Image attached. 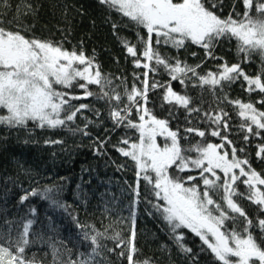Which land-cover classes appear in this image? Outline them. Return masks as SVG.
I'll return each instance as SVG.
<instances>
[{
    "label": "snow or ice",
    "instance_id": "snow-or-ice-1",
    "mask_svg": "<svg viewBox=\"0 0 264 264\" xmlns=\"http://www.w3.org/2000/svg\"><path fill=\"white\" fill-rule=\"evenodd\" d=\"M237 2L242 12L236 11ZM99 3L146 32V36L137 35L139 49L128 40H122L134 67L144 69L142 80L134 74L140 86L134 84L130 90L125 88L122 96L116 90L118 86L102 74L94 57L86 56L83 50H69L62 42L28 38L19 30L0 26V125L25 129L31 122L40 129L61 128L89 108L85 103L75 106L72 101L88 97L104 100L110 105L109 118L113 127H123L137 134L135 138L122 137L118 145H113L121 156L133 162L136 179L132 187L130 236L127 240L121 239L119 233L106 237L116 241L115 248L109 251L120 249L118 255L125 258L127 264H152L149 259L142 262L134 259L138 252L134 209L140 203V184L144 181L153 198L145 202L166 222L172 239L183 253L193 252L183 243L182 230L187 229L199 238L200 250L208 252L216 264H264V244L254 235V230H259L264 240V218L257 216L254 222L237 202V199L247 200L264 213V174L252 167L246 154H237L245 153V148H237L229 139L228 112L223 108L202 111L193 105L192 97L172 87L173 81L185 89L192 83L193 87L206 86L215 93L241 81L247 93L260 94L261 99L256 103L264 108V66L254 76L241 67L242 63L251 61L253 54L264 61V0H234L227 16L218 14L223 12L224 0H99ZM112 27L115 32L117 25ZM221 40H235L237 54L242 59L229 64L215 56V48ZM187 44L202 48L205 59L223 62L215 71L201 75L197 71L200 64L189 65L179 58L169 60L159 51L165 45L179 50ZM159 71L166 73L169 80L162 83L152 79L149 83V73L155 75ZM89 86H96L99 91L93 92ZM74 87L81 89L83 94H72L70 90ZM157 88L164 89L162 99L165 103L183 108L189 116L199 114L209 125L207 131L187 127L183 129L185 135L181 136L179 126L173 130L169 120L155 116L147 105L149 91ZM125 100L127 102L120 106ZM218 100L234 106L241 118L239 130L244 133L245 144L251 137L264 139L261 136L264 110L251 101L230 100L227 93ZM133 111L137 113L135 120L132 119ZM96 115L100 113L96 111ZM84 120V129L78 130L88 135L85 129L94 122L87 116ZM189 135L198 136L201 141L183 147L181 140ZM209 136L218 137L220 143L204 142ZM158 138L162 139L158 141ZM107 142V138L99 141L101 148ZM256 148L257 159L264 161V144ZM100 150L98 148L97 152ZM193 152L195 157L189 155ZM118 167L123 169V165ZM193 171L196 175H181ZM239 185L244 186L243 192ZM52 191L46 188L41 193L33 189L23 195L20 202L35 196L48 199ZM52 204L65 207L56 200H52ZM33 223V219L22 222L15 239L10 234L0 233V264H30L25 258V249L30 243ZM229 223L232 227H228ZM78 227L82 230V239L90 242L91 252L85 258L69 260L68 264H94L102 248L100 238L105 237V233L94 226L78 224ZM89 227L91 233L85 230Z\"/></svg>",
    "mask_w": 264,
    "mask_h": 264
},
{
    "label": "trees",
    "instance_id": "trees-1",
    "mask_svg": "<svg viewBox=\"0 0 264 264\" xmlns=\"http://www.w3.org/2000/svg\"><path fill=\"white\" fill-rule=\"evenodd\" d=\"M233 2L234 0H224L223 12L218 14L227 16L232 10ZM236 11H243L239 2ZM113 24L117 25L115 32ZM0 26L13 31L19 30L28 38L62 42L63 47L69 50H83L86 56L94 57L102 74L111 79L113 85L118 86L116 90L122 96L125 88L130 90L134 84L140 86L136 75L140 76V80L143 79L144 69L134 67L122 40H128L139 49L137 35L146 36L145 30L137 28L114 10L100 4L99 0H0ZM159 51L169 60L179 58L189 65L200 64L197 71L201 75L209 70L215 71L216 66L223 62L219 59H205L204 50L191 44L179 50L165 45ZM193 53L196 55L193 56ZM214 55L222 57L229 64L242 59L237 54L235 40H221ZM262 66L264 61L258 54H253L249 63L241 64L243 70L252 76ZM152 79L164 83L169 77L159 71L155 75L149 73V83ZM172 87L178 93L192 97L193 105L199 106L202 111L223 108L228 112L231 129L229 139L237 148H245V153L237 154H246L252 167L264 174V161L256 157V145L264 144V139L251 137L245 144L242 140L244 133L239 130L241 118L234 106L218 100V97L227 93L230 100L251 101L257 108L264 110L256 103L261 99L260 94L247 93L241 87V81L225 87L223 92L217 90L215 93L206 86L193 87L192 83L185 89L173 81ZM89 90L99 91L96 86H89ZM70 91L74 95L83 94L81 89L75 87ZM163 94L162 88L148 93L147 107L155 116L169 120V126L173 130L179 126L181 136L185 135L183 129L187 127L207 131L209 125L199 114L189 116L183 108L165 103ZM126 102L122 101L120 106ZM71 103L75 106L85 103L89 108L82 115L77 114L75 121L61 128L40 129L31 122L25 129H9L0 125V233L10 234L15 239L22 222L33 219L29 233L30 243L25 249L26 260L30 264H68L69 260L85 258L91 252L90 242L82 239V230L78 224L94 226L96 230L105 233V237L100 238L102 248L95 257L94 264H127L126 259L118 255L120 249L109 251L115 248L116 241L106 237L119 233L121 239L127 240L130 236L135 166L130 159L121 156L113 145H118L122 137L135 138L137 134L123 127H113L109 118L110 105L104 100L88 97ZM96 111L100 113L99 116ZM84 116L94 122L85 129L88 135L78 130L84 129ZM136 118L137 113L133 111L132 119ZM261 136L264 137V131ZM106 138L108 142L101 148L99 141ZM198 141H201L200 137L189 135L187 139L181 140V145L189 147ZM209 141L220 143L218 137H206L204 142ZM98 148L101 149L99 152ZM189 155L195 157L196 153ZM120 165H123L122 170L118 167ZM188 174L196 175V172L181 175ZM46 188L53 190L48 194V199L35 196L20 202V198L27 192L36 189L43 193ZM239 190L243 192L244 186L239 185ZM140 193V203L134 209L135 246L138 249L134 259L141 262L149 259L152 264H216L208 252L200 250L199 238L187 229L182 230L185 236L183 243L192 248L193 252L183 253L172 239L166 222L145 202L146 199L153 198L144 181H141ZM52 200L65 207L53 205ZM237 202L254 222L257 216L264 218V213L259 212L247 200L237 199ZM228 227L232 225L229 223ZM85 230L92 232L91 227ZM254 235L258 242L264 244L259 230H254Z\"/></svg>",
    "mask_w": 264,
    "mask_h": 264
},
{
    "label": "rangeland",
    "instance_id": "rangeland-1",
    "mask_svg": "<svg viewBox=\"0 0 264 264\" xmlns=\"http://www.w3.org/2000/svg\"><path fill=\"white\" fill-rule=\"evenodd\" d=\"M159 140H161V139L158 138V141H159Z\"/></svg>",
    "mask_w": 264,
    "mask_h": 264
}]
</instances>
